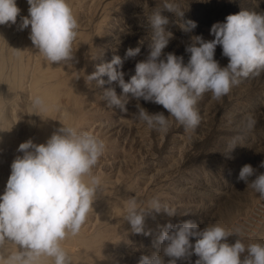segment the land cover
I'll return each instance as SVG.
<instances>
[{
  "label": "rangeland",
  "instance_id": "rangeland-1",
  "mask_svg": "<svg viewBox=\"0 0 264 264\" xmlns=\"http://www.w3.org/2000/svg\"><path fill=\"white\" fill-rule=\"evenodd\" d=\"M165 2L173 4L176 14L164 7ZM87 3L82 16L76 18L73 58L67 63L75 68L83 82L78 83L82 91L79 95L82 120L79 126L76 121L75 127L97 136L105 148L91 170L101 184L97 190L100 194L92 202L98 203L88 211L81 227L90 232L107 229L102 249L108 251L105 254L113 260L111 264L114 261L115 264H138L142 255L162 254V249L154 242L161 226L169 221L175 224L192 220L200 229L215 223L227 231L238 229L246 245L264 244V197L237 179L244 164L264 172V168L259 167L264 160V69L258 74L237 78L228 94L218 100L212 98L210 92L197 97L194 107L200 123L194 129L178 124L162 105L141 98L139 104L150 114L163 112L170 121L166 132L149 127L137 118L138 101L131 93L121 97L122 101H127V111L107 103L104 89L111 87L118 96L122 95L117 82L107 83L106 75L98 78L105 80L102 86L95 79L87 80L97 65L119 55L127 81L134 74L136 62L148 55L152 35L149 18L155 12L160 11L168 18L165 30L172 33L163 52L183 56L187 63L189 54L185 46L191 42L190 37L202 35L211 40L214 37L209 30L214 23L223 22L227 15L241 10L264 13V0H90ZM188 20L195 21L196 27L186 32L180 24ZM136 47L140 48L136 56L125 57L128 48ZM214 58L221 66L228 63L219 45ZM64 102L66 110L68 105L66 100ZM16 106L18 112L14 110L10 112L13 115L9 114L11 130L16 136H22L36 119L32 107L27 106V109L23 103ZM249 116L255 121L250 129L247 127ZM60 117L63 123L64 116ZM111 195L121 196L123 200L117 211L114 204H108L107 197ZM153 196L175 209L176 215L153 212L145 217L144 230L148 234L133 233L124 220L126 199L136 197L144 204ZM238 238L232 234L227 241L234 243ZM244 255L246 253L241 259ZM170 259L164 256L165 264ZM197 259L192 254L179 258L177 264H195Z\"/></svg>",
  "mask_w": 264,
  "mask_h": 264
},
{
  "label": "clouds",
  "instance_id": "clouds-1",
  "mask_svg": "<svg viewBox=\"0 0 264 264\" xmlns=\"http://www.w3.org/2000/svg\"><path fill=\"white\" fill-rule=\"evenodd\" d=\"M26 2L28 15L20 18V30L30 26L29 39L46 61L54 64L72 60L77 20L68 0ZM164 7L176 14L172 3L165 2ZM19 13L17 0H0V25L16 24ZM179 15L182 17L183 12ZM149 23L152 35L148 55L136 62L134 74L127 81L119 55L97 65L87 80L95 79L102 86L106 82L98 78L106 75L107 83L117 82L122 95L118 96L114 88L104 89L107 103L127 111V101L121 97L131 93L138 101L137 118L161 132L168 130L170 121L163 112L150 114L139 104L141 98L162 105L178 124L194 129L200 123L194 107L197 97L210 92L218 100L228 94L237 78L264 69V13L241 10L227 15L223 22L211 26L209 34L214 37L211 40L193 35L185 46L189 54L187 63L183 56L163 52L172 36L165 30L168 18L158 11L149 18ZM180 27L191 31L196 22L188 20ZM217 45L228 58L226 66L214 58ZM139 52V47L128 48L125 57H134ZM31 104L39 109L43 100L35 97ZM254 123L249 116L247 127L252 128ZM104 148V142L91 132L64 124L43 143L29 139L18 145L17 152L22 154L13 159L4 191L0 193V245L11 241L18 250L0 252V264H43L45 257L50 264H71L61 242L69 234L79 233L92 207L99 179L91 170ZM259 167L264 168V160ZM237 179L264 197V172L244 164ZM123 207L124 220L135 234H148L144 230L145 217L153 212L176 215L175 209L162 204L158 196L144 204L131 197ZM232 234L239 238L229 243L227 237ZM154 244L162 249V254L142 255L138 264H165L164 256L172 258L167 264H177L179 258L192 254L198 257L195 264H264V244L246 245L238 229L227 231L215 223L200 229L192 220L175 224L169 221L161 226Z\"/></svg>",
  "mask_w": 264,
  "mask_h": 264
},
{
  "label": "bare ground",
  "instance_id": "bare-ground-1",
  "mask_svg": "<svg viewBox=\"0 0 264 264\" xmlns=\"http://www.w3.org/2000/svg\"><path fill=\"white\" fill-rule=\"evenodd\" d=\"M88 1L90 0H68L69 6L71 7L75 18L82 16V11L85 7L84 5H88ZM91 2H93V0H91ZM17 6L20 8V13L17 17V23L0 25L1 189L5 188L7 178L10 174V165L13 159L17 155L22 154L17 152L18 145L21 142L31 139L34 143H43L54 131H56V127L60 128L59 125L62 126V124H64L75 127V122L77 121L76 124L79 126L82 120L79 113V95L82 91L79 86L80 84H78L79 82H82L81 76L75 71V68L73 69L70 65H68L67 62L52 64L45 60L42 54L38 52L29 39L30 26L24 30H20L19 27L21 22L20 18L28 15L29 5L27 4L26 0H17ZM78 34L81 33L78 32ZM77 37H79V35ZM84 40L87 41L86 39ZM35 97H40L43 100L42 108L38 109L31 104V99ZM65 100L68 105L66 110L63 106ZM18 103H23V106L26 105V108L27 106L32 107L34 114L40 113L42 115V117L38 114L34 115L36 122L34 121V123L32 121L33 124L30 123L31 127L28 126L29 129L26 132L24 131L25 134L23 133L22 136H16L12 131L13 129L11 130V126L13 125L10 123V120L12 119H10L11 117L9 115L12 114L14 110H16L14 107ZM16 112L18 111L16 110ZM61 115H63L65 119H62L64 120L63 123L59 121V119H61ZM15 117L17 116L15 115ZM100 187L101 184H99L97 190L100 189ZM97 190L95 192L94 200L95 198L97 200L100 194V191L98 192ZM2 192L0 190V193ZM107 198L109 206H111V203L114 204L115 206L112 205V207L114 206L116 211L121 208L119 206V204L123 201L121 196L116 195L113 197L111 195ZM97 203H92L93 205L90 207V210L94 209ZM109 210L111 211L112 209ZM97 230L90 232L88 229L85 230L83 227H81L77 235L73 236L69 234L61 242V246L67 252L71 260V264H111V262H113L111 256L108 255L111 259L109 260L105 254V252L108 251L102 249V243L104 242L105 236L107 235V229ZM89 232L91 234H89ZM4 250L11 252L18 249L17 246L11 241H4L3 245H0V252ZM0 259H2V257H0ZM42 260L43 264H50L49 258L45 257L42 258Z\"/></svg>",
  "mask_w": 264,
  "mask_h": 264
}]
</instances>
